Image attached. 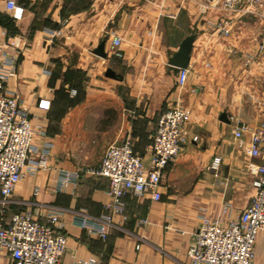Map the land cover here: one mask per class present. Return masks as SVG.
<instances>
[{
	"label": "crops",
	"instance_id": "obj_1",
	"mask_svg": "<svg viewBox=\"0 0 264 264\" xmlns=\"http://www.w3.org/2000/svg\"><path fill=\"white\" fill-rule=\"evenodd\" d=\"M16 1L24 8L20 18L0 0V66L14 57L16 74L6 87L28 107L36 148L48 154L52 168L27 173L7 200L0 193L4 220L27 210L44 220L50 210H61L64 264L77 257L86 264H189L202 216L217 217L228 205L236 217L254 194L248 164L260 160L246 153L249 135L240 141L234 127L235 119L264 123V52L257 54L258 74L245 62L258 49L248 32L256 23L255 38L258 22L243 17L225 35L214 25L222 14L204 0ZM114 34L122 39L121 56L111 50ZM189 34L195 39L180 88L179 68L168 61ZM103 40L105 57L94 52ZM177 102L189 111L186 140L165 168L161 197L127 192L123 213L106 223L109 179L89 170L127 134L149 168L158 118ZM215 156H221L217 168ZM61 169L81 172L77 184L58 190ZM84 216L105 224L106 238L82 227ZM0 264L14 263L2 252ZM253 264H264V233L257 236Z\"/></svg>",
	"mask_w": 264,
	"mask_h": 264
},
{
	"label": "built area",
	"instance_id": "obj_2",
	"mask_svg": "<svg viewBox=\"0 0 264 264\" xmlns=\"http://www.w3.org/2000/svg\"><path fill=\"white\" fill-rule=\"evenodd\" d=\"M204 1L203 6L222 14L214 25L225 35L231 34L243 17L251 16L258 22L259 31L254 38L258 44L257 52L249 53L245 60L246 65L255 62L257 54L264 52V0ZM6 7L16 18L24 14L23 6L16 0H7ZM121 42L122 39L114 34L111 50L116 56L122 55ZM8 61L0 66V193L4 200L17 190L27 173L52 168L48 154L36 148L37 129L28 107L18 92H11L6 87L8 79L16 74L14 57ZM187 79L188 69L179 68L177 86L184 87ZM39 106L45 108L49 103L40 102ZM188 115V109L177 102L159 116L151 143L149 168L127 134L105 149L98 168L89 170L94 176L109 179L106 223L112 222L113 215L123 213V196L127 192L139 196L149 194L155 199L161 197L158 188L165 168L184 149ZM247 135L250 144L246 153L260 160L248 164L254 174V194L236 217L229 213L228 205L217 217L202 216L187 252L189 264H253L257 236L264 233V123L253 126L235 119L234 136L243 142ZM33 154L37 158L32 160ZM220 161L221 156H215L212 166L217 168ZM80 175L79 171L59 170L57 189L64 190L70 183L77 184ZM35 213L32 210L15 212L5 221L4 211H0V255L7 252L14 264H64L63 256L68 245L63 213L58 209L50 210L44 220L34 217ZM90 220L84 216L80 225L106 238L107 226ZM87 262L89 260L77 257L73 264Z\"/></svg>",
	"mask_w": 264,
	"mask_h": 264
},
{
	"label": "water",
	"instance_id": "obj_3",
	"mask_svg": "<svg viewBox=\"0 0 264 264\" xmlns=\"http://www.w3.org/2000/svg\"><path fill=\"white\" fill-rule=\"evenodd\" d=\"M194 39L195 34H189L183 38L179 45V48L169 58L168 62L170 65L177 68H187L189 66ZM94 52L103 57L107 55V53L105 52V40H103L99 44ZM107 75L115 77L113 72L110 70L107 71Z\"/></svg>",
	"mask_w": 264,
	"mask_h": 264
},
{
	"label": "rangeland",
	"instance_id": "obj_4",
	"mask_svg": "<svg viewBox=\"0 0 264 264\" xmlns=\"http://www.w3.org/2000/svg\"><path fill=\"white\" fill-rule=\"evenodd\" d=\"M257 24L252 22V24L249 26L248 29H250V31H248L250 34H252V40L254 39V36H255V31L257 30ZM252 29V30H251ZM255 30V31H254ZM262 63H260L259 61H255L253 62L251 65L248 66V70L249 72H253L254 74H258V70H259V67L261 68V65ZM257 82L255 83H258L259 80H256ZM259 84V83H258Z\"/></svg>",
	"mask_w": 264,
	"mask_h": 264
}]
</instances>
